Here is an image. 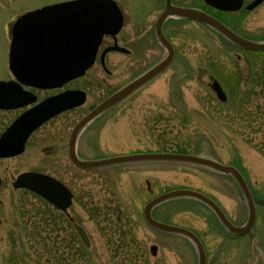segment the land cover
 I'll return each instance as SVG.
<instances>
[{
	"label": "rangeland",
	"instance_id": "1",
	"mask_svg": "<svg viewBox=\"0 0 264 264\" xmlns=\"http://www.w3.org/2000/svg\"><path fill=\"white\" fill-rule=\"evenodd\" d=\"M54 1L58 0H0V80L9 75L5 23L12 24L20 15ZM125 1L138 21L125 30H134L133 42L146 46L143 54L138 59L110 54V74L95 67L74 83L88 94L85 106L39 128L23 154L0 160L5 180L0 188V219H4L0 225V264H199L190 238L156 230L144 218L148 201L179 188L208 195L237 225L247 220L246 199L230 174L181 162H135L84 170L70 162L68 154L50 155L56 149L46 147L50 141H41L39 135L53 127L70 128L90 106L95 107L166 56L152 32L162 3L157 1L150 12L151 0ZM248 20L252 28L262 21L259 12ZM165 29L177 49L174 63L88 124L80 133L78 152L81 157L95 159L184 149L236 165L258 203L253 233H230L212 209L194 197L169 199L155 206L152 215L200 237L207 264H262L264 53L243 51L224 36L191 21L170 20ZM254 39L263 41L264 37ZM209 76L223 86L226 103L209 87ZM16 115L0 112V129ZM23 171L46 173L66 183L74 193L68 212L75 223L40 196L13 189V179ZM17 223H22L23 229L13 226ZM76 225L87 232L88 246ZM151 245L158 246L155 256Z\"/></svg>",
	"mask_w": 264,
	"mask_h": 264
},
{
	"label": "water",
	"instance_id": "2",
	"mask_svg": "<svg viewBox=\"0 0 264 264\" xmlns=\"http://www.w3.org/2000/svg\"><path fill=\"white\" fill-rule=\"evenodd\" d=\"M261 0H257L255 3L251 4L249 8L258 4ZM218 7L226 10H236L239 7L237 5H230V3H216ZM47 12V8L43 10H36L28 14L27 16H22L15 23V33L16 36L12 43L11 50V69L17 76H21L22 74V57L26 52H22L21 46H30L33 47L28 52H31L37 46L36 35L35 32L39 27H35V30L32 31L28 38L22 37L19 29L24 21L31 20L33 18H41L42 14ZM168 14H177L186 18L200 20L206 22L216 29H218L221 33H223L227 39L234 42L235 44L250 50H264V42H255L244 37L239 36L235 32L226 28L223 24H221L218 20L210 17L206 14L200 13L195 10L180 8L178 10H174V8H170L167 6L166 11L160 16L156 24V32L159 41L167 47L168 55L163 58L160 62L155 64L153 67L145 71L143 74L129 82L127 85L122 87L121 89L114 92L112 95L107 97L104 101H102L97 107H95L89 114H87L84 118H82L78 124L75 126V129L72 132L70 139V158L73 162L84 168H97L104 166H111L123 163H131V162H181V163H189L195 164L213 171L231 174L237 181L239 187L242 190V193L247 201L248 205V219L247 222L242 226L234 225L230 219L227 217L222 208L210 197L207 195L188 188L174 189L162 193L152 200H150L144 207V216L146 221L155 229L182 234L191 238L197 246L198 254H199V264H207V256L204 245L199 237L192 232L191 230L178 226L167 224L161 221L156 220L152 216V209L169 199L176 197H194L206 205H208L213 212L216 214L220 222L231 232L234 234H244L252 230L256 218V204L253 198V195L249 189V186L242 175V173L236 167L232 165L223 164L211 157L205 155H193V154H181V153H169V152H148V153H135L128 155H118L112 156L102 159L95 160H80L75 153V142L78 134L83 130L86 125H88L95 118L100 116L103 112L111 108L113 105L123 100L125 97L130 95L132 92L136 91L138 88L148 83L150 80L155 78L159 73H161L166 67L172 62L174 57V48L172 44L167 40V38L163 35L162 32V22L166 18ZM18 30V31H17ZM47 45H48V53L56 54V40L57 37H49L47 36ZM100 41V36L89 37V43L91 48L86 50H78L75 52V67L72 69H65L64 67L58 68H49V66H44L42 68H27V75L31 78H36L39 74L46 76L52 75L55 78L66 79L67 77L73 78L80 76L84 73L86 67L92 62L96 47ZM45 45V44H40ZM85 51V52H82ZM35 53L33 57H30L28 61H47V60H56V58L52 57H43L38 56V53L34 50ZM212 82L210 83V87L216 93L218 99L222 102H226L228 97L224 89L218 80L211 77ZM6 86V84L0 82V90L2 91ZM84 97L78 95L77 93H65L59 96L53 97L42 104L28 110L25 112L9 129L10 132L5 133L0 139V157L6 156H15L20 154L24 150L25 142L32 133L40 124L48 120L54 114L59 112L60 110L71 108L74 106H78L84 102ZM34 98L28 97L26 101H23L21 104L29 103L33 101ZM12 102V101H11ZM2 107H15L19 106V103H10V104H1ZM56 108V109H55ZM14 129H21L19 133V138L17 142H15V133ZM1 184V179H0ZM13 186L15 188H28L30 190L35 191L36 193L42 195L47 200L52 202L58 208L62 210H66L68 206L72 202V194L71 192L58 180L54 179L51 176L37 173V172H24L21 173L17 179L14 181ZM77 230L86 245L90 244V239L82 226H77ZM158 247L156 245L151 246V250L153 254L157 253Z\"/></svg>",
	"mask_w": 264,
	"mask_h": 264
},
{
	"label": "flooded vegetation",
	"instance_id": "3",
	"mask_svg": "<svg viewBox=\"0 0 264 264\" xmlns=\"http://www.w3.org/2000/svg\"><path fill=\"white\" fill-rule=\"evenodd\" d=\"M65 1H71V0H58V1H54V2H51V3L46 4V5H52V4L61 3V2H65ZM157 1L162 3V8L159 11L156 20L158 19L160 14L163 11H165L168 0H151L153 7L151 8L150 12H152V10H155V8L157 7V4H158ZM253 1L254 0H242V4H241L240 8L238 10H234V11L219 9V8L213 6L212 4L208 3L206 0H170V3L175 7H188V8H192V9L202 11L208 15H211V16L215 17L216 19H218L219 21H221L223 24H225L231 30H233L234 32H236V33H238L244 37H247V38H257L259 36L264 37V18H262L264 16V14H262V11H264V0L260 4L255 6L254 8L248 9L247 6ZM106 2H107V6H106L107 9H105V10L109 12V14H108L109 17L107 19H109V20H120L121 24H120V27L118 28L117 32H115V33L110 32V33H106L107 35L106 34L103 35L102 42L99 46V49H98V52L96 55V59L92 65V67L94 66V68L95 67L100 68V69L104 70L105 73L110 74L111 71L108 68L110 66V63L108 61V59H109L108 56L110 54H117L119 57H123V58L124 57H128V58L135 57V58H137L143 54V50L146 48V46L139 47L138 42H133L134 38H133V35H131V34L134 33V30L131 31L130 33H129V31L125 30L127 28V26L132 27L134 25V22L138 23V21L136 20V17L134 16V14L132 12L130 5L125 0H106ZM122 3H124V5ZM43 6H45V5H43ZM43 6H41V7H43ZM103 9L104 8L102 7L101 10H103ZM84 10L87 13H91L90 7L84 8ZM256 12L257 13L259 12L260 18L262 19V21H261V24L259 26L252 28L251 26H249V20L248 19L250 16L257 14ZM146 16L147 15H145L144 17H146ZM170 20H173L176 23L177 22L182 23V22L191 21V22H194L195 24H198V25H201L205 28H208L213 34H215L217 36L218 35L222 36V34L219 31H217L214 27H212L211 25H209L207 23H204L201 21H196V20H191V19H187V18H183V17H171V15H170V16H168V18H166L164 20L163 25H162L163 33L169 40H171V38L168 35V33L166 32L165 26ZM126 23H127V25H126ZM155 23H156V21H155ZM155 23L152 24V32L154 33L155 41H157L158 44L160 45V43L156 37V34H155L156 33L155 32ZM10 25H11L10 21H7L3 27V28H5V32L7 33V37H8V52L10 49V41L12 38V29H11ZM260 33H262V35ZM128 35L129 36L131 35V36H130V39L127 41L126 39L128 38ZM113 45H117L118 48L116 50L107 52L102 57L103 51L106 50L107 48L112 47ZM160 46L162 49L165 50L164 52L167 53L166 48L162 45H160ZM174 47H175V52L177 53L176 46L174 45ZM237 57L240 61L242 60V56L237 54ZM175 58H174V61H175ZM174 61L172 62V64L174 63ZM94 68H92V69H94ZM80 79L81 78L71 80V81L63 84L62 87H60V88H38V87H34L31 85H27L25 83H22L21 81H18L17 86H19V88H22V90L30 91V92H33L34 94H36L37 101L34 104H31L29 106L20 107L18 109H0V112H7V113L16 112L17 113V115L12 120H11V118L8 120L7 124H5L3 127L4 129H0V136L20 114H22L24 111H26L28 108L34 106L35 104H37V103H39V102H41V101H43L49 97H52V96L57 95L59 93L65 92V91L83 90L79 87H76V85H74V83ZM4 80L5 81H9V80L17 81L16 78H14L10 74V72H9L8 78L4 79ZM87 100H88V94L86 92V102L82 106L77 107V108H72L70 110H65V111L59 113L58 115H56L55 117H53L51 120L59 117L60 115L66 113V112H70V111H73L75 109L82 108L83 106L86 105ZM120 103H118V104H120ZM118 104H116V105H118ZM116 105H114L113 107H115ZM90 107L94 108V106H90ZM90 107H89L88 111H90L92 109V108L90 109ZM49 121H47V122H49ZM74 124L75 123H73V125L70 126V128L69 127L66 128V127H62V126L53 127L51 129V132L48 130V132L46 131L47 133L44 132L41 135H39L42 142H47L45 140L50 141V144L46 145L47 148L50 147L51 149H56L55 152L51 153L50 155L57 157L58 155L63 156V155L68 154V157H69V138H70V133L74 127ZM42 126L40 127V129L43 128ZM40 129H37L34 133H36ZM29 140H30V138H28L26 143H28ZM78 142H79V139L77 141V147H76L77 155L80 158H83L80 156V154L78 152V150H79L78 149ZM66 148H68V153H67ZM67 159L71 162L70 158H67ZM1 176H2V184H4L5 180H4L2 174H1ZM72 193H73V191H72ZM73 198H74V193H73ZM66 215L69 217V220L72 223H75V221L73 220V218L69 214H66ZM3 222H4V219L3 218L0 219V225H2ZM10 226L11 225H9L7 227V229H9ZM13 226L14 227L15 226L16 227H22V223H17V225L15 224ZM22 229H23V227H22ZM152 255H154V254H152ZM262 264H264V252L262 253Z\"/></svg>",
	"mask_w": 264,
	"mask_h": 264
},
{
	"label": "bare ground",
	"instance_id": "4",
	"mask_svg": "<svg viewBox=\"0 0 264 264\" xmlns=\"http://www.w3.org/2000/svg\"><path fill=\"white\" fill-rule=\"evenodd\" d=\"M171 17H183V16H180V15H171ZM14 23V22H13ZM13 23L10 25L11 26V29L13 30V28H14V25H13ZM107 35V34H106ZM159 41V40H158ZM159 43H160V45H162V43L159 41ZM11 44V43H10ZM163 46V45H162ZM92 68H94V66L92 67ZM92 68H90L89 70H87L86 71V73H85V75L92 69ZM65 69H69V66H66V68ZM84 75V76H85Z\"/></svg>",
	"mask_w": 264,
	"mask_h": 264
},
{
	"label": "trees",
	"instance_id": "5",
	"mask_svg": "<svg viewBox=\"0 0 264 264\" xmlns=\"http://www.w3.org/2000/svg\"><path fill=\"white\" fill-rule=\"evenodd\" d=\"M177 152H186L184 149H181V150H175Z\"/></svg>",
	"mask_w": 264,
	"mask_h": 264
}]
</instances>
